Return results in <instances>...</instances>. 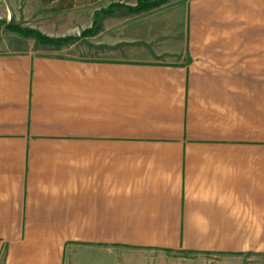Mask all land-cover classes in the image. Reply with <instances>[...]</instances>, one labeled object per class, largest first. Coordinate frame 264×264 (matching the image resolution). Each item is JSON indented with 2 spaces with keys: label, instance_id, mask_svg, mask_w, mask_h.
Instances as JSON below:
<instances>
[{
  "label": "crops",
  "instance_id": "1",
  "mask_svg": "<svg viewBox=\"0 0 264 264\" xmlns=\"http://www.w3.org/2000/svg\"><path fill=\"white\" fill-rule=\"evenodd\" d=\"M126 1L39 0L88 23L0 51V264L264 255V0Z\"/></svg>",
  "mask_w": 264,
  "mask_h": 264
},
{
  "label": "rangeland",
  "instance_id": "2",
  "mask_svg": "<svg viewBox=\"0 0 264 264\" xmlns=\"http://www.w3.org/2000/svg\"><path fill=\"white\" fill-rule=\"evenodd\" d=\"M37 1L39 2V0H0V51H8V50L12 51L15 49H20L18 48L19 46L14 45L15 44L14 39L23 38V37L8 31L7 27L9 25L18 27L20 29H30L34 31L37 30L40 31V29L43 30L45 26L48 27L51 24L52 27L59 26L58 30L57 29H55L56 31L54 30L55 34L59 33V35L64 34L66 36L70 35V37L68 36L67 38H74L71 37V35L74 32H78L77 29H79L80 24L84 25L88 23V19H89L88 8H82L76 11L66 10L60 13L58 12V13L44 15L43 12L42 14H39L41 12L36 9L39 7ZM156 1L158 0H128L122 6L126 8L130 13L135 14L144 11H150L154 8H158L160 6L167 4L171 0L165 1V3L158 5L157 7L152 6L153 3H155ZM139 3H142V5L145 6L146 9H142L136 12V10L138 9L137 5ZM114 7H117V5L110 6V8H114ZM80 17L81 20L79 22L77 20ZM57 21H60V24H58ZM51 39H65V38H51ZM28 44H29L28 47L25 46L24 48L26 47L27 49L34 48L37 50L38 54H42V55H52L57 57H76L77 55L79 56V53H77L74 48L71 49L62 48L61 50L52 51L49 49L43 50L42 48L32 44V42ZM88 56H89L88 53H86L82 57H88ZM181 256L187 258V256H183L182 254L179 253L177 254L179 262ZM244 258L248 259L247 261H244L245 264H264V255L261 254H253L252 256H245ZM189 259L191 262H194L195 264H202L203 260H205L206 262L205 264H214L213 261H218L215 258L208 256L203 257V260L195 259L193 257ZM224 259L227 262H232L233 264L237 262L232 257H228Z\"/></svg>",
  "mask_w": 264,
  "mask_h": 264
},
{
  "label": "trees",
  "instance_id": "3",
  "mask_svg": "<svg viewBox=\"0 0 264 264\" xmlns=\"http://www.w3.org/2000/svg\"><path fill=\"white\" fill-rule=\"evenodd\" d=\"M165 1H167V0H158L155 3H153L152 6L157 7L158 5L165 3ZM138 5H137L138 9L136 10V12L140 11L142 9H146L145 6L142 5V3H139ZM7 30L12 32V33H15V34L22 36L24 39H31V40H34L37 44L54 47L55 49H58L62 46L71 44L76 40V38L51 39V38H48V37L40 34L37 31L30 30V29H20L18 27H14L12 25H9L7 27ZM88 34H89V31L86 30L82 33L81 37H85Z\"/></svg>",
  "mask_w": 264,
  "mask_h": 264
}]
</instances>
